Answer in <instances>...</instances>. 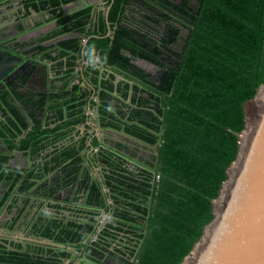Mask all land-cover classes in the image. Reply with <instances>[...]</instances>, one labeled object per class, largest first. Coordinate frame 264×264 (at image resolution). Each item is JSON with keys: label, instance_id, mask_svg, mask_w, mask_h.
Here are the masks:
<instances>
[{"label": "trees", "instance_id": "16d2710c", "mask_svg": "<svg viewBox=\"0 0 264 264\" xmlns=\"http://www.w3.org/2000/svg\"><path fill=\"white\" fill-rule=\"evenodd\" d=\"M157 2L158 8L166 13L175 8L168 0ZM56 3L57 0H52V4ZM127 4L128 0L113 1L109 20L111 25L116 23L115 29L111 35L104 36V25L98 26L99 30L88 40L89 53L93 56L98 51L101 60L115 68L124 60L123 67L138 74L143 88L125 103L124 120H121L123 113H117L118 104L113 101L111 90L114 86L110 84L108 89H101L102 96L107 99V106L101 107L102 123L123 128L154 147L157 155L152 171L143 168L135 173L125 164L114 175H109L110 191L117 205L116 215L120 218L111 217L109 227L103 232L108 234V230L124 227L138 230L134 243L137 247L127 246L120 250L127 260L133 256L130 264H176L212 217L211 199L218 193L226 177L225 168L236 154L237 132L244 123L243 103L264 81V0H199L198 12L188 13L190 31L180 54L181 60L170 53L162 56L163 44L144 35L140 36L141 41L133 38L134 29L118 22V15ZM62 29L66 30L67 26L63 25ZM130 54L163 67L161 80L154 83L147 78L146 70L140 69L138 73L137 68H132L135 66L130 62ZM67 84L68 80L60 96L70 92ZM128 88L127 82L117 87L122 98H128ZM56 97L50 99L46 123L62 117L63 121L44 126L35 117L18 144H13L14 148L31 147L33 152L43 142L50 143L49 135L50 140L65 138L73 123L83 120V114L74 115L71 103H64V98L57 101ZM16 119L20 123L13 119L14 135L28 125L21 115L17 114ZM71 151L75 153L76 146L67 145L61 153L53 155L59 163L70 157ZM74 161L66 164L68 171L76 170ZM9 175L7 168H0V180ZM31 183L25 184V190ZM90 230V223L73 225L52 221V225L47 224L42 229V234L62 243L64 248L73 246L76 250H85L87 260L111 264L102 249H107L110 240L82 241ZM29 246L26 245V249ZM32 249V253L27 249L13 261L64 264L68 256L66 249L55 246L38 245Z\"/></svg>", "mask_w": 264, "mask_h": 264}, {"label": "flooded vegetation", "instance_id": "af4514ba", "mask_svg": "<svg viewBox=\"0 0 264 264\" xmlns=\"http://www.w3.org/2000/svg\"><path fill=\"white\" fill-rule=\"evenodd\" d=\"M57 1L52 4V0H0V9L4 10L0 12V168L5 167L10 173L0 180V264H25L13 258H20L27 249L32 253L33 246L38 245L66 249L64 264L71 259H75L72 264H100L87 260L85 250L64 248L62 243L43 235L42 229L52 225V221L90 223L92 230L85 233L82 241L110 240L107 249L102 248L105 259L111 264H130L133 256L127 260L120 250L134 246L138 230L124 227L107 229L108 234L103 232L111 217L120 218L108 179L125 164L135 173L143 168L152 171L157 152L123 128L102 123L101 107L107 106V99L101 89L114 86L113 101L124 120L125 103L143 86L138 74L123 67L124 60L115 68L101 60L98 51L93 56L89 53L88 40L99 30L98 26L104 25V36L115 29L116 23L111 25L109 20L114 0ZM168 1L175 5L170 13L158 8L157 0H128L118 22L134 29L133 38L140 40L144 35L163 44L162 56L170 53L181 60L190 31L188 13L198 12L199 0ZM130 62L138 73L140 69L146 70L152 82L161 80L163 67L136 54H130ZM67 80L70 92L60 96ZM126 82L129 94L122 98L117 87ZM55 97L57 101L65 99L64 103H71L74 115L83 114V120L73 123L67 137L50 140L49 135L50 143L42 141L33 152L31 147L14 148L13 144H18L35 117L44 126L63 121L62 117L46 123L47 107ZM17 114L28 125L14 135L13 119L20 123ZM67 145L76 146V152L71 151L70 157L57 163L53 153H61ZM74 159L76 170L68 171L66 164H73ZM27 182L32 185L25 190Z\"/></svg>", "mask_w": 264, "mask_h": 264}, {"label": "water", "instance_id": "95a60500", "mask_svg": "<svg viewBox=\"0 0 264 264\" xmlns=\"http://www.w3.org/2000/svg\"><path fill=\"white\" fill-rule=\"evenodd\" d=\"M243 108L236 154L211 199L212 217L176 264H264V81Z\"/></svg>", "mask_w": 264, "mask_h": 264}]
</instances>
